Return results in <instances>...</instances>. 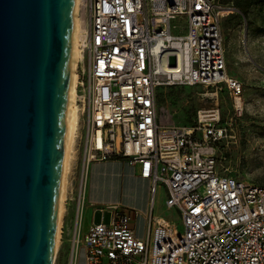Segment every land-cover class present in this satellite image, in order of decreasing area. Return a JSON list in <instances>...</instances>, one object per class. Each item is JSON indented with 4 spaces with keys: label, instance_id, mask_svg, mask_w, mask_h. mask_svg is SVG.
<instances>
[{
    "label": "built area",
    "instance_id": "obj_1",
    "mask_svg": "<svg viewBox=\"0 0 264 264\" xmlns=\"http://www.w3.org/2000/svg\"><path fill=\"white\" fill-rule=\"evenodd\" d=\"M78 5L75 90L82 132L76 133L81 160L74 193L70 188L75 221L88 165L117 157L138 164V175L150 181L152 204L157 187L165 188V206L182 229L169 219L152 220L149 212L148 235L140 239L113 206L107 222L101 217L81 238L74 232L69 264L80 246L84 264H264V185L223 165L219 108L199 109L189 125H178L157 103L162 85H204L225 88L241 113L242 86L226 72L219 25L220 15L235 9L215 0ZM176 19L180 24H171Z\"/></svg>",
    "mask_w": 264,
    "mask_h": 264
},
{
    "label": "water",
    "instance_id": "obj_2",
    "mask_svg": "<svg viewBox=\"0 0 264 264\" xmlns=\"http://www.w3.org/2000/svg\"><path fill=\"white\" fill-rule=\"evenodd\" d=\"M74 0H0V264H53Z\"/></svg>",
    "mask_w": 264,
    "mask_h": 264
},
{
    "label": "rangeland",
    "instance_id": "obj_3",
    "mask_svg": "<svg viewBox=\"0 0 264 264\" xmlns=\"http://www.w3.org/2000/svg\"><path fill=\"white\" fill-rule=\"evenodd\" d=\"M221 5L233 7V12L221 14L219 25L225 52L226 72L236 78L242 86V111L236 114L234 100L225 88L216 89L211 86H160L157 89L158 106L166 110L178 125H189L195 112L217 106L220 112L219 126L226 128L224 146L220 153L225 159L223 165L240 179L264 185V0H242L250 2L245 13H241L235 6L236 0H215ZM79 17V5H78ZM180 20H172L171 24H180ZM78 120L73 135V142L68 151V164L64 188L63 211L59 230L63 221L65 203L69 226L73 223L76 202L73 196L74 185L78 175L80 155L78 138L82 132V118L80 105L74 99ZM70 154V155H69ZM85 201L81 207L83 215L89 217L92 224L102 220L108 221V206L117 204L118 207L137 209L143 205V200L134 201L131 196L110 188L97 189L91 184V173L87 168ZM73 185V193L70 188ZM99 198L93 203L90 196ZM88 196V198L86 197ZM166 191L162 186L157 187L153 204L149 205V212L154 216L160 215L169 219L181 231L182 226L174 209L165 206ZM100 208L104 209L101 213ZM60 231L53 264H68V246L62 245L60 250ZM60 256V257H58ZM64 261L59 263V259ZM67 259V261H66Z\"/></svg>",
    "mask_w": 264,
    "mask_h": 264
},
{
    "label": "crops",
    "instance_id": "obj_4",
    "mask_svg": "<svg viewBox=\"0 0 264 264\" xmlns=\"http://www.w3.org/2000/svg\"><path fill=\"white\" fill-rule=\"evenodd\" d=\"M88 167L91 173V184L93 188L105 189L108 187L112 190L120 191V194L125 193L127 196H131L134 201H137L138 199L140 201L143 200V205L139 206L138 210L133 208L118 207L117 204L109 205L108 210H110L113 206L117 207L121 213L129 217V227L134 236L140 239L145 238L149 231V221L147 220V215L149 213V205L151 203L149 192L150 181L148 179H143L138 175V164H130L126 159L114 157L105 161L91 162ZM87 178L89 180L90 176ZM86 197L88 198V196ZM90 199H92L94 204L99 201V198L95 196V193L94 196L93 194L90 196ZM67 204L68 202L65 203L63 221L60 228V250L62 245L67 244V259L69 264L71 240L74 232H76L79 238H81L91 226L92 221L89 220V217H85L83 212L81 213V209L77 221H75V212L73 223L69 226L68 221L66 222ZM151 215L152 220L157 218L167 219L160 215L154 216L152 213ZM62 258L63 259H59V263L64 261L65 257ZM75 264H84V252L81 246L78 249Z\"/></svg>",
    "mask_w": 264,
    "mask_h": 264
},
{
    "label": "bare ground",
    "instance_id": "obj_5",
    "mask_svg": "<svg viewBox=\"0 0 264 264\" xmlns=\"http://www.w3.org/2000/svg\"><path fill=\"white\" fill-rule=\"evenodd\" d=\"M80 0H74L73 4V14H72V31L70 40V59L68 68V84H67V103H66V114H65V125H64V138H63V148H62V161H61V180L59 188V203L56 218V231L53 244V257L58 245L59 239V226L61 215L63 211V199H64V188H65V178L67 172L68 164V151L71 148L73 142V135L76 129L78 114L76 111V105L74 99L76 96V64L78 57L80 55L79 49L77 47V37L80 26V21L78 18V3ZM70 155V154H69Z\"/></svg>",
    "mask_w": 264,
    "mask_h": 264
},
{
    "label": "trees",
    "instance_id": "obj_6",
    "mask_svg": "<svg viewBox=\"0 0 264 264\" xmlns=\"http://www.w3.org/2000/svg\"><path fill=\"white\" fill-rule=\"evenodd\" d=\"M235 6L240 10L241 13H245L247 8L250 6V2L246 1L243 2L242 0H236L235 2Z\"/></svg>",
    "mask_w": 264,
    "mask_h": 264
}]
</instances>
